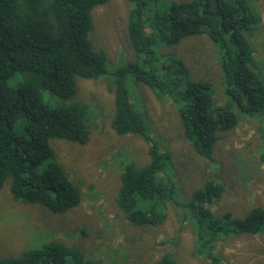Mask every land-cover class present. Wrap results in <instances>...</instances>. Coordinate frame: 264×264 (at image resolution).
<instances>
[{
  "label": "trees",
  "instance_id": "1",
  "mask_svg": "<svg viewBox=\"0 0 264 264\" xmlns=\"http://www.w3.org/2000/svg\"><path fill=\"white\" fill-rule=\"evenodd\" d=\"M107 1L0 0V190L8 183L14 200L39 204L54 215L80 204L82 192L50 142L87 143L91 125L85 121L87 105L76 100V82L106 76V90L114 96L112 130L149 145L146 165L127 158L120 164L118 210L131 226L152 227L164 222L168 203L188 209L196 235L193 255L225 264L214 254L217 245L234 236H264V205L252 206L242 218L215 215L209 205L225 193L216 179L178 202L166 173L169 155L149 135L147 116L136 109L126 80L131 76L157 99L173 101L184 137L213 163L219 132L232 131L241 115L264 116V62L256 60L252 43L263 17L249 0H128L127 34L135 60L108 69L105 54L89 39L92 11ZM199 36L208 37L219 57L226 100L216 107L212 85L191 80L175 50L183 39ZM247 152L256 153L264 166V148ZM246 168L243 164L237 176ZM0 264L90 263L83 252L50 241ZM156 264L175 260L164 254Z\"/></svg>",
  "mask_w": 264,
  "mask_h": 264
},
{
  "label": "rangeland",
  "instance_id": "2",
  "mask_svg": "<svg viewBox=\"0 0 264 264\" xmlns=\"http://www.w3.org/2000/svg\"><path fill=\"white\" fill-rule=\"evenodd\" d=\"M249 2L263 17L252 42L256 60L263 64L264 0ZM130 9L128 0H108L92 11L89 39L96 50L105 54L108 69L135 60L126 25ZM178 45L175 50L185 63L189 78L209 82L214 106L222 105L225 89L215 46L205 36L186 38ZM108 82L106 76L76 82V100L78 97L87 105L85 121L91 125L87 143L59 139L50 142L56 160L82 192L80 204L54 215L39 204L14 200L7 183L0 190V259L17 257L55 241L83 252L90 264H156L164 254H171L175 264H210L204 255H193L196 235L188 209L168 203L166 219L152 227H133L118 210L115 199L120 164L127 158L146 165L149 145L138 136H119L112 130L114 96L106 90ZM126 84L136 109L147 116L149 135L169 155L166 173L175 184L174 197L178 202L185 203L205 182L216 179L224 183L225 193L209 205L215 215L230 212L242 218L252 206L264 205V172H257L262 163L256 153L247 152L264 146L253 131L251 120L241 119L229 133H218L211 163L200 157L184 137L173 101L157 99L131 76ZM243 164H247L246 172L239 177ZM214 254L225 264H264V236L230 237L217 245Z\"/></svg>",
  "mask_w": 264,
  "mask_h": 264
},
{
  "label": "crops",
  "instance_id": "3",
  "mask_svg": "<svg viewBox=\"0 0 264 264\" xmlns=\"http://www.w3.org/2000/svg\"><path fill=\"white\" fill-rule=\"evenodd\" d=\"M248 119V120H251V123H252V127H253V131L258 134V140L261 141V143H263V146H264V116L261 117V116H247V115H241L240 117V120L241 119ZM262 129V131H261ZM244 130V129H243ZM230 131H227L225 133H229ZM259 144V145H260ZM260 147V146H258ZM258 147H254V148H258ZM256 149H254V152H255ZM258 157V155H257ZM261 164V163H260ZM261 167H259V170L257 169V172L258 171H261V172H264V166H263V163L260 165ZM256 172V171H255Z\"/></svg>",
  "mask_w": 264,
  "mask_h": 264
}]
</instances>
